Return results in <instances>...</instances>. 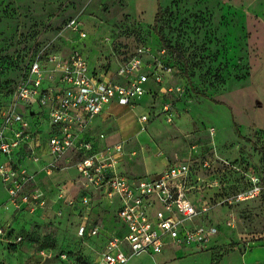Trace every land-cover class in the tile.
<instances>
[{
  "label": "rangeland",
  "instance_id": "rangeland-1",
  "mask_svg": "<svg viewBox=\"0 0 264 264\" xmlns=\"http://www.w3.org/2000/svg\"><path fill=\"white\" fill-rule=\"evenodd\" d=\"M158 5L163 10L158 27L165 44L154 29ZM72 18L86 38L67 28ZM141 48L148 65L162 64L172 72L160 84L152 79L146 83L156 92L152 104L145 95L134 109L115 105L98 129L109 142L119 140L123 145L120 170L148 178L159 174L167 160L216 155L240 170L226 167L208 172L220 185L210 193L213 204L249 188L251 176L262 185L264 0H0V120L13 100L24 58L38 54L49 68V56L79 52L89 69L101 74L114 72ZM30 110L40 112L28 117L33 148L16 158L0 155V166L34 174L26 190H40L47 202L35 210L18 207L0 176V226L22 237L18 245L11 244V237H0V264H91L98 257L97 246L117 224L115 211L95 196L91 217L105 233L95 238L77 236L83 213L73 164L50 154L41 164L48 132L41 113L45 109L34 105ZM143 114L149 119L142 129L137 118ZM209 128L215 129L213 137ZM34 165L39 166L37 171ZM70 197L75 207L68 205ZM193 224H211L218 234L201 247L152 258L142 255L128 264H264L261 195L215 206Z\"/></svg>",
  "mask_w": 264,
  "mask_h": 264
},
{
  "label": "built area",
  "instance_id": "built-area-1",
  "mask_svg": "<svg viewBox=\"0 0 264 264\" xmlns=\"http://www.w3.org/2000/svg\"><path fill=\"white\" fill-rule=\"evenodd\" d=\"M67 28L86 38L76 18L67 22ZM145 53V49H138L115 73L107 70L101 74L91 71L79 52L65 57L49 56V68L38 54L32 56L0 120V155L11 158L33 148L34 132L28 117L40 112H28V109L34 105L45 109L41 113L47 120L48 154L56 158L67 153L73 155L72 167L81 192L79 205L83 213V221L77 225L79 237L95 238L101 232V226L91 217L95 196L114 209L116 223L123 233L110 235L102 254L92 264H128L134 257L157 256L169 245L184 249L201 247L218 234V229L211 224L195 225L194 219L207 215L215 206L253 200L264 190L259 178L251 176L249 188L238 189L213 204L214 196L210 193L220 189V185L208 172L217 168L224 171L226 167L240 170L216 155L197 154L181 162H170L162 172L148 178L118 172L124 156L123 145L106 141L99 146L88 136V131L110 105L134 109L145 95L155 96L146 83L152 79L160 84L172 68L162 64L151 67L142 57ZM148 119V114L137 118L142 129ZM208 134L213 137L215 129L209 128ZM99 140L105 142V136L99 135ZM32 157L38 164L34 151ZM0 176L12 203L30 210L45 206L47 199L43 192L26 190L34 174L25 168L1 165ZM68 205L75 207L72 197ZM7 231L0 226V237L9 240ZM9 241L19 244L22 237L14 234Z\"/></svg>",
  "mask_w": 264,
  "mask_h": 264
},
{
  "label": "crops",
  "instance_id": "crops-1",
  "mask_svg": "<svg viewBox=\"0 0 264 264\" xmlns=\"http://www.w3.org/2000/svg\"><path fill=\"white\" fill-rule=\"evenodd\" d=\"M110 72H112L111 70H110ZM116 72V70L114 71V72H112V73H115ZM153 93H156V92H153ZM155 97V96H154ZM154 97H151V96H149V99H150V104H152V102H153V98ZM115 105H110L109 107H107L106 109H105V112L102 114V116L101 117H98L97 119H95V121L91 124V126H90V129H89V131H88V136L89 137H91L99 146H103L105 143H106V141L108 142V143H111V142H109V140H108V137H106L103 133H101V132H99V128H100V126L102 125V124H104L105 123V120H106V118L107 117H109L110 116V110L114 107ZM136 106H139V105H137V103H136ZM45 128V133L47 132V129H48V126H47V123H46V127H44ZM101 134H103L104 136H105V142H103V141H101V140H99V135H101ZM118 142H119V140H118ZM112 143H117V142H112ZM45 150H46V154L45 155H43L42 156V161H41V164L42 163H44V162H46L47 160H49L48 158H49V156H48V152H47V146H46V142H45ZM20 153V152H19ZM19 153H16V154H14L13 156H15V158H16V155L17 154H19ZM65 158H66V161H67V163H70V162H73V155L71 154V153H67L65 156H64ZM189 159V158H188ZM181 160H186V159H181ZM14 162H16V161H14ZM170 162H173L172 160H167L166 162H165V164H164V166L162 167V169L160 170V172H162L165 168H166V166L168 165V163H170ZM123 165V159H122V161H121V163H120V165L118 166V172L119 173H121V174H124V175H126V176H129V177H135V176H131V175H127L126 173H124V172H122L121 170H120V167ZM37 167H39V166H36V165H34V171H37L38 170V168ZM70 171V170H69ZM71 171H73V170H71ZM40 177H44V176H40ZM41 179V178H40ZM114 228H112V230H111V232H109L108 234H107V236H110V235H113V234H122L123 233V230L122 229H119V227H118V225L117 224H114ZM76 231H77V229H76ZM105 230H104V228L101 226V232H100V234L99 235H103L105 232H104ZM77 234V233H76ZM78 236V235H77ZM98 237V236H97ZM108 239V238H107ZM107 239H106V241H104V242H102L101 244H99V246H97L98 247V252H97V256L99 257L101 254H102V252H103V250H104V247H105V245H106V242H107ZM181 249H184V248H179V247H175V246H172V245H169V246H166L165 248H164V250L162 251V253L161 254H159V255H157L158 257L159 256H162L164 253H167V252H177V251H179V252H182V250ZM186 249V248H185ZM156 256V257H157ZM97 257V258H98ZM150 257V256H149ZM155 257V256H154ZM96 258V259H97ZM151 258V257H150ZM95 259V260H96ZM94 260V261H95ZM93 261V262H94Z\"/></svg>",
  "mask_w": 264,
  "mask_h": 264
},
{
  "label": "trees",
  "instance_id": "trees-1",
  "mask_svg": "<svg viewBox=\"0 0 264 264\" xmlns=\"http://www.w3.org/2000/svg\"><path fill=\"white\" fill-rule=\"evenodd\" d=\"M162 16H163V10H162V7L160 5H158V8H157V12H156V15H155V19H154V29L156 31V34L157 36L159 37L160 41L162 44H165L164 42V38L161 34V32L159 31V27H158V24L159 22L161 21L162 19ZM28 59L24 58V62L23 64L21 65V68L19 70V73H18V79L20 78V76L22 75V73L25 71V68L27 67V64H28ZM35 116V114L33 115ZM45 118V117H44ZM47 138V137H46ZM262 186H264V181H262ZM261 199L264 200V190H262L261 192ZM112 210V209H110ZM96 223V222H95ZM11 232L8 230L7 231V238L8 237H11ZM12 244V243H11ZM13 245H18V244H13ZM92 264V263H91Z\"/></svg>",
  "mask_w": 264,
  "mask_h": 264
}]
</instances>
